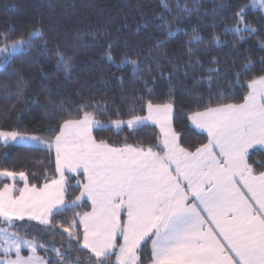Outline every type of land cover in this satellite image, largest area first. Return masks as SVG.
Listing matches in <instances>:
<instances>
[{
    "label": "snow or ice",
    "instance_id": "obj_1",
    "mask_svg": "<svg viewBox=\"0 0 264 264\" xmlns=\"http://www.w3.org/2000/svg\"><path fill=\"white\" fill-rule=\"evenodd\" d=\"M161 4L171 11L167 0ZM257 5L264 9V0H251L252 7ZM176 6L181 7L179 0ZM248 7L234 14L237 27L225 31L256 32L246 22ZM183 8L191 12L187 4ZM159 18L170 23L163 15ZM37 40L44 42L46 50L41 28H33L27 39L21 36L9 42L5 35L0 73L9 72L12 55L24 54ZM213 42L219 43V38L213 37ZM190 43L201 45L203 38L194 36ZM106 58L115 63L111 46ZM154 63L159 66V61ZM196 63L202 67L199 60ZM218 63L215 57L210 61ZM128 65L134 77H142L146 70L130 58L122 59L117 67ZM61 66L69 72L71 57L65 58L57 49V68ZM220 71L207 69L209 96L206 100L197 97V106L185 117L206 134V143L194 150L184 145L176 130L171 90L157 102L148 89V98L141 103L146 114H137L132 107L127 120L101 121L97 117L107 114L106 106L82 104L47 139L0 129L5 145L14 142L54 155V172L45 171L42 184L30 182L24 170L0 167V264H53L40 250L54 252L55 264H81L82 259L84 264H264V161L259 162V171L250 162L251 154H264V58L259 74H253L254 62L246 58L229 90L213 94L214 77L218 79ZM242 74L250 76L243 83ZM160 78H166L163 71ZM167 79L171 80V74ZM204 81L201 77L197 82ZM22 84L20 78L11 95L22 96ZM93 107L95 111L88 110ZM125 126L133 132L158 130L155 143L115 145L94 135L110 127L118 133ZM71 179L75 185L69 183ZM71 187L79 189L74 199H68ZM85 207L88 210H78ZM68 211L71 217L54 219ZM33 221L52 225L46 227L49 235L57 227L63 229L67 247H56L54 236L37 239L30 231ZM85 250L88 255L82 258L79 253Z\"/></svg>",
    "mask_w": 264,
    "mask_h": 264
},
{
    "label": "trees",
    "instance_id": "obj_2",
    "mask_svg": "<svg viewBox=\"0 0 264 264\" xmlns=\"http://www.w3.org/2000/svg\"><path fill=\"white\" fill-rule=\"evenodd\" d=\"M167 2L171 11L162 6L161 0H0V45L5 35L8 41L21 36L27 39L33 28H41L47 39L46 50L44 42L37 40L24 54L12 55L9 72L0 73V129L50 138L54 135L53 129L58 128L68 113L75 116L82 104L92 102L106 106L107 114L97 117L101 121L127 119L132 107L137 114H144L141 103L142 98H148V89L157 102L166 98L171 90L176 101L174 124L182 134V142L192 150L206 143V134L195 129L185 118L186 114L197 106V97L206 100L209 96L206 81L209 67L221 70L219 78L214 77L213 94L229 90V84L235 80L234 73L241 70L246 58L254 62L253 74H259L264 58V14L251 7L249 0H179V8L176 0ZM185 4L191 12L184 10ZM244 5L249 6L246 22L256 32L242 31L236 35L225 31L237 25L234 14ZM161 15L170 23L161 20ZM194 36L202 37L203 44L190 43ZM241 36L245 38L241 40ZM213 37L219 38V43H214ZM109 46L115 63L106 58ZM57 49L65 58L71 57L69 72L62 66L57 68ZM213 57L218 64H210ZM125 58L139 61L146 69L142 77L132 75L131 65L117 67ZM154 61H159V66ZM149 66L151 71L147 70ZM161 71L166 78H160ZM13 72L15 75L11 74ZM201 77H205V81L198 83ZM20 78H23L24 93L18 98L11 94L17 91ZM246 78L250 76L242 74L241 82ZM235 91L238 98L239 90ZM88 110L95 111V108ZM117 112L121 114L119 117ZM157 131L150 127L133 132L125 126L118 133L110 127L97 130L94 135L115 145L125 142L147 145L155 143ZM260 161H264V154H251L250 162H255L258 171L262 170ZM0 167L24 170L30 182L42 184L44 172H54V155L0 141ZM69 183L75 185L76 181L71 179ZM68 191V199L79 194L76 187ZM71 215L68 211L54 219L65 220ZM46 227L51 229L52 225L33 221L30 231L37 239L54 236L55 246L66 248L67 234L63 229L57 227L49 235ZM39 253L55 264L54 252L40 250ZM75 255L77 253L73 252L72 256ZM79 255L83 258L88 253L85 250ZM81 264H84L83 259Z\"/></svg>",
    "mask_w": 264,
    "mask_h": 264
},
{
    "label": "rangeland",
    "instance_id": "obj_3",
    "mask_svg": "<svg viewBox=\"0 0 264 264\" xmlns=\"http://www.w3.org/2000/svg\"><path fill=\"white\" fill-rule=\"evenodd\" d=\"M249 4H250V6H251V0H249ZM251 7H252V6H251ZM253 8H258V9H260L261 12L264 14V9H261V8L259 7V5H257L256 7H253ZM235 27H237V25H236ZM235 27H234V28H235ZM239 27H240V28H244V24H243V23L239 24ZM9 42H10V41H9ZM2 55H3V54H0V56H2ZM2 130H3V129H2ZM5 131H12V130H5ZM27 133L32 134V135L39 136V137L44 138V139H47L46 137H43V136L38 135V134H34V133H30V132H27ZM28 238L31 239L32 237H29V236H28ZM23 254H24V255H28V251H27V249H24V250H23ZM39 254L42 255L41 253H39ZM0 255H2V254H0ZM42 256H43V255H42Z\"/></svg>",
    "mask_w": 264,
    "mask_h": 264
},
{
    "label": "crops",
    "instance_id": "obj_4",
    "mask_svg": "<svg viewBox=\"0 0 264 264\" xmlns=\"http://www.w3.org/2000/svg\"><path fill=\"white\" fill-rule=\"evenodd\" d=\"M144 114H146V113H144ZM143 115V114H142ZM130 118V117H129ZM128 119V118H127ZM127 119H124V120H127Z\"/></svg>",
    "mask_w": 264,
    "mask_h": 264
}]
</instances>
